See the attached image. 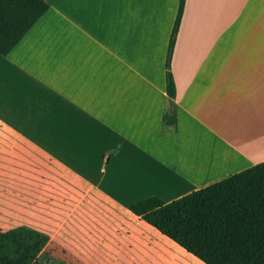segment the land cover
Here are the masks:
<instances>
[{"label": "crops", "instance_id": "1", "mask_svg": "<svg viewBox=\"0 0 264 264\" xmlns=\"http://www.w3.org/2000/svg\"><path fill=\"white\" fill-rule=\"evenodd\" d=\"M46 2L0 55V141L62 176L72 203L84 197L71 230L99 235L106 214L120 225L128 218L160 252L204 264L129 206L150 197L169 204L264 162V0H186L171 62L176 135L163 117L180 0ZM23 226L50 237L34 264H77L64 256L75 250L68 243Z\"/></svg>", "mask_w": 264, "mask_h": 264}, {"label": "trees", "instance_id": "2", "mask_svg": "<svg viewBox=\"0 0 264 264\" xmlns=\"http://www.w3.org/2000/svg\"><path fill=\"white\" fill-rule=\"evenodd\" d=\"M185 5L180 0L166 59L171 104L163 127L174 135L176 86L170 69ZM48 9L46 0H0V55L10 54ZM129 210L204 264H264V162L172 203L150 197ZM49 241L26 226L0 230V264H34Z\"/></svg>", "mask_w": 264, "mask_h": 264}, {"label": "rangeland", "instance_id": "3", "mask_svg": "<svg viewBox=\"0 0 264 264\" xmlns=\"http://www.w3.org/2000/svg\"><path fill=\"white\" fill-rule=\"evenodd\" d=\"M18 151L20 149L14 144L9 142L5 148L0 141L1 230L8 231L23 225L39 228L68 243L70 249H75L61 254L70 257L74 253L78 257L77 264H184L182 259L188 260L185 255L173 259L166 252H160V248L151 242L150 231L141 222L128 218H124L120 225L119 220L106 214L104 218H108L109 229L99 235L94 230L86 232L88 235L79 228L71 230L67 225L69 219L71 222L76 218L82 220V210L87 201L77 195L73 199L76 203H72L69 199L72 189L61 187L62 176L47 170L45 163L36 157L16 155ZM68 202L79 213L72 209L60 211V206L65 207ZM99 208H95L94 219L102 216ZM177 253L182 254L180 250Z\"/></svg>", "mask_w": 264, "mask_h": 264}]
</instances>
